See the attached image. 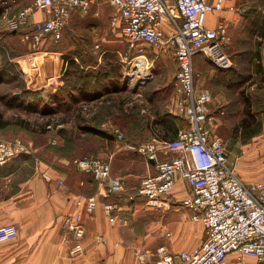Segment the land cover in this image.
Segmentation results:
<instances>
[{
  "label": "built area",
  "instance_id": "1",
  "mask_svg": "<svg viewBox=\"0 0 264 264\" xmlns=\"http://www.w3.org/2000/svg\"><path fill=\"white\" fill-rule=\"evenodd\" d=\"M115 8L112 25L119 27L128 43V54L133 55V67L147 59L145 45L153 49L173 48L178 62L174 83V107L186 126L180 128L176 138L152 139L141 144L127 143L123 131L116 129L114 136L125 142L128 152L142 156L149 168L154 160L155 172L140 180L138 196L149 208L165 205L167 195L179 180L191 186L185 206L191 219L202 223L206 240L192 249L178 253L166 246L157 249L155 264H243L245 259H264V181L244 182L228 165L227 144L210 126L215 119L211 106L213 93L197 85L194 58L204 54L217 69L230 70L233 60L228 53L232 36L228 25L221 21L216 27L207 25L209 14L221 13L225 0H109ZM92 0H34L32 5L16 13L6 6L1 21L12 31L32 26L25 34L35 47L46 40L57 44L70 22L73 12H86ZM43 12L46 17L31 23V18ZM144 79L148 73H144ZM50 84L57 81L49 78ZM223 114V111L221 112ZM33 150L20 139L0 138V166L18 156L32 155ZM165 156V157H164ZM76 167L92 175L103 197L125 190L122 178L113 175L112 164L102 158H80ZM64 185V181H60ZM112 224L119 220V207L114 202H102L99 196L79 197L76 206L93 213L99 205ZM63 228L72 235L71 254L84 253L86 228L81 213L67 215ZM19 235L15 223L0 225V242L14 240ZM103 235L97 236L99 243ZM230 255L234 258L231 260ZM140 261L145 252L137 251Z\"/></svg>",
  "mask_w": 264,
  "mask_h": 264
},
{
  "label": "rangeland",
  "instance_id": "2",
  "mask_svg": "<svg viewBox=\"0 0 264 264\" xmlns=\"http://www.w3.org/2000/svg\"><path fill=\"white\" fill-rule=\"evenodd\" d=\"M254 1L264 5V0ZM81 13L84 16H80L79 21L67 24L59 43L46 45L47 48L42 50H37L31 38L25 39L32 26L12 31L6 21H0V111L14 122L26 121L30 125V130L12 125L0 131V138L20 139L33 150L32 155L18 156L0 166V174L17 171L14 178L16 184L42 165L70 170L76 167V159L94 157L108 160L119 169H127L123 159H129L128 169H134L140 177L135 181L137 188L130 194L138 195L140 180L149 172L153 173L152 167L149 168L139 154H126L125 142L118 141L114 131H123L127 143L138 145L152 140L147 136L149 132L142 129L152 120L165 118L167 124L175 121L179 128L186 126L173 103L178 72L176 56H162L160 49L145 45L147 59L144 65L138 64H142L143 69L140 70L141 66L134 68V56L128 54V43L121 29L112 25L115 8L110 1L94 0L86 14ZM33 23L31 21L30 24ZM229 47L231 56L234 48ZM39 51L50 53H41L33 58ZM245 53L237 60L231 56L234 65L230 72L215 68L204 54L196 55L194 68L199 86L219 96L223 103L229 98L236 103L242 95L241 80H250L251 83L259 80V76L254 75L257 66L251 58L254 49H246ZM64 56L76 59L77 65L67 70L65 65L61 67ZM54 57H59L60 70L53 76L57 82L50 84V62ZM37 59L39 63L45 61L40 63L41 68L43 66L44 69L46 63L49 65V71L44 70L48 73L45 82L48 88L28 87L27 80H31L27 75H34L33 62ZM142 70L143 73H138ZM146 72L149 76L144 79ZM14 73L15 76H12ZM25 89L41 92L42 96L27 94ZM53 89L54 94L61 89L58 92L62 101L60 104L52 102ZM19 92L21 94L15 96ZM253 97L257 103V90L253 91ZM83 126L98 128L113 135V138L105 139L88 133L82 130ZM214 130L226 142L229 153V134ZM260 142L264 143V137ZM86 175L91 191H97V181L92 175ZM3 194L6 195V192ZM170 209V205H166L158 210L168 213ZM142 215L145 216L144 213ZM248 261L245 259L246 263Z\"/></svg>",
  "mask_w": 264,
  "mask_h": 264
},
{
  "label": "crops",
  "instance_id": "3",
  "mask_svg": "<svg viewBox=\"0 0 264 264\" xmlns=\"http://www.w3.org/2000/svg\"><path fill=\"white\" fill-rule=\"evenodd\" d=\"M33 1L0 0V10L3 15L6 6L14 14L32 5ZM83 14L73 12L70 21H79ZM45 17L43 12H37L31 21ZM221 21L229 27L232 36L229 48H234L231 52L234 59L242 57L246 49H254L255 53L251 58L257 66L254 75L259 76V80L255 83L241 80L242 95L236 103L230 98L223 103L216 95L211 106V114L215 119L210 126L219 133L226 131L229 134V166L237 175L246 183L264 181V143L260 142L264 137V5L261 6L254 0H225L224 11L209 14L207 25L213 28ZM46 45L54 43L46 40L36 48L42 50L47 48ZM41 53L50 52L39 51L33 58ZM160 55L175 56V51L168 48L162 50ZM54 58L50 62L49 78L60 70V63L57 61L59 57ZM44 62L42 60L40 63ZM38 63V59L33 62L34 75H27L32 81L27 80L28 87L48 88L45 85L48 73L45 71H49V65L46 63L43 69ZM63 65L64 60L61 67ZM197 85L199 86L198 83ZM254 90L258 91L257 103L254 102ZM54 91L55 89L52 94ZM249 116H254L251 127L247 121L244 123ZM257 123L261 125L258 132H255ZM151 134L149 132L147 135L150 139H157V136ZM125 152L131 154L126 150ZM123 161L127 169H119L117 165L111 164L113 175L122 178L125 183V193L109 197L100 195L99 188L91 191L87 175L77 167L63 170L42 165L16 184L14 178L17 171L0 174V225L15 223L19 228L16 239L0 242V264H155L157 249L161 246L178 253L201 245L206 240L203 225L191 219V212L185 206L191 186L185 181H178L174 191L165 199L164 206L171 207L168 213L149 208L141 197L130 194L131 190L137 188L135 181L140 177L134 169H128L131 163L129 159ZM151 167L152 172H155L154 163ZM60 181H64V185H60ZM92 195L99 196L102 202H114L118 205L119 220L116 224L110 222L101 204L93 213H87L76 206L79 197ZM77 212L82 214L86 228L85 251L79 256H73V238L63 228L62 222L67 215ZM98 235L104 236V242L97 241ZM137 251L146 253L145 261L138 259ZM230 258L232 260L234 256L230 255ZM248 260V263L244 261L243 264H264V259Z\"/></svg>",
  "mask_w": 264,
  "mask_h": 264
},
{
  "label": "trees",
  "instance_id": "4",
  "mask_svg": "<svg viewBox=\"0 0 264 264\" xmlns=\"http://www.w3.org/2000/svg\"><path fill=\"white\" fill-rule=\"evenodd\" d=\"M1 16H2V11L0 10V18H1ZM63 60H64V65L66 67V70L68 69V67L70 69H72L73 67H75L77 65L76 59H74L72 57L64 56ZM232 70L233 69L229 70V72ZM12 76H15V73ZM60 91H61V89H59L55 94L53 93L54 95L51 96L53 99L52 102L54 103V105L55 104L57 105V103L60 104L62 102L61 98H60V93H58ZM21 92L17 93V95H15V96H19L21 94ZM26 93L32 94V95L34 94L35 96L38 95L39 97L42 96V93L37 92V91L30 92V91L26 90ZM246 102H248V101H246ZM253 117L254 116L247 117L244 120V123L247 121L251 127L253 124L252 123ZM12 125H19V126L23 127L24 129L30 130V125L26 121L14 122L13 120L6 118L3 114V112L0 111V131L7 130ZM260 125H261V123L256 124L255 132H258V128ZM81 128H82V130H84L88 133L98 135V136L105 138V139H112L113 138V135H111V134H109L103 130H100L98 128H95V127L83 126ZM142 129L145 131L151 132L152 133L151 135H153L155 137L157 136V139L159 138L158 140H168V139L176 138L180 128L177 126L175 121H172V123L170 121L169 124H167V122L165 121V118H163L161 120L156 119V120H152L151 122H147L145 127ZM170 135H172L173 137H170ZM14 171H11V172H14ZM7 173H10V172H7Z\"/></svg>",
  "mask_w": 264,
  "mask_h": 264
},
{
  "label": "bare ground",
  "instance_id": "5",
  "mask_svg": "<svg viewBox=\"0 0 264 264\" xmlns=\"http://www.w3.org/2000/svg\"><path fill=\"white\" fill-rule=\"evenodd\" d=\"M139 66H141V67H140V70L143 69L142 64H141V65H138L137 67H139ZM138 73H143V70H142L141 72L138 71Z\"/></svg>",
  "mask_w": 264,
  "mask_h": 264
},
{
  "label": "water",
  "instance_id": "6",
  "mask_svg": "<svg viewBox=\"0 0 264 264\" xmlns=\"http://www.w3.org/2000/svg\"><path fill=\"white\" fill-rule=\"evenodd\" d=\"M151 162H152V163H155V161H154V160H152Z\"/></svg>",
  "mask_w": 264,
  "mask_h": 264
}]
</instances>
